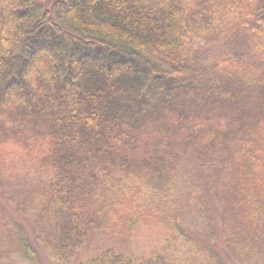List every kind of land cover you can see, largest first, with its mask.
<instances>
[{
    "label": "trees",
    "instance_id": "16d2710c",
    "mask_svg": "<svg viewBox=\"0 0 264 264\" xmlns=\"http://www.w3.org/2000/svg\"><path fill=\"white\" fill-rule=\"evenodd\" d=\"M41 255L264 264V0H0V264Z\"/></svg>",
    "mask_w": 264,
    "mask_h": 264
},
{
    "label": "rangeland",
    "instance_id": "374dc122",
    "mask_svg": "<svg viewBox=\"0 0 264 264\" xmlns=\"http://www.w3.org/2000/svg\"><path fill=\"white\" fill-rule=\"evenodd\" d=\"M6 176L12 177V174L7 173ZM18 181H21V179H19ZM5 182L7 183L6 179H5ZM23 188H24L23 186L20 187V189H23ZM21 259H19L18 256H15V260L16 261H21ZM46 260H47L46 256L45 255H41V257L36 259V261L34 263H32V264H46V263H44V261H46Z\"/></svg>",
    "mask_w": 264,
    "mask_h": 264
}]
</instances>
